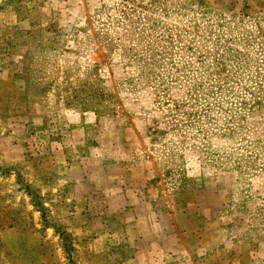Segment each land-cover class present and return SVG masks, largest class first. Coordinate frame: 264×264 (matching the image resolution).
Returning a JSON list of instances; mask_svg holds the SVG:
<instances>
[{"label":"rangeland","instance_id":"rangeland-1","mask_svg":"<svg viewBox=\"0 0 264 264\" xmlns=\"http://www.w3.org/2000/svg\"><path fill=\"white\" fill-rule=\"evenodd\" d=\"M127 170L154 210L237 171L264 224V0H0V264L140 259Z\"/></svg>","mask_w":264,"mask_h":264},{"label":"crops","instance_id":"crops-1","mask_svg":"<svg viewBox=\"0 0 264 264\" xmlns=\"http://www.w3.org/2000/svg\"><path fill=\"white\" fill-rule=\"evenodd\" d=\"M217 176L206 175L204 190L189 179L188 194H172L162 209L154 210L144 192L149 180L144 171L116 173L109 184L110 202L117 208V200H123L126 217L135 211L134 221L125 228L131 235L129 246L142 250V256L134 254L114 264H264V224L253 210L245 211L244 203L247 198L252 204L260 199L245 193L243 187L249 184L237 171ZM115 234L110 232L109 241L117 249L120 239Z\"/></svg>","mask_w":264,"mask_h":264}]
</instances>
